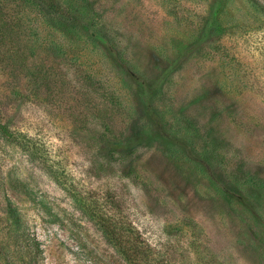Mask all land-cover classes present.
Wrapping results in <instances>:
<instances>
[{"label":"rangeland","instance_id":"rangeland-1","mask_svg":"<svg viewBox=\"0 0 264 264\" xmlns=\"http://www.w3.org/2000/svg\"><path fill=\"white\" fill-rule=\"evenodd\" d=\"M58 2L0 0V264H264V0Z\"/></svg>","mask_w":264,"mask_h":264},{"label":"trees","instance_id":"trees-1","mask_svg":"<svg viewBox=\"0 0 264 264\" xmlns=\"http://www.w3.org/2000/svg\"><path fill=\"white\" fill-rule=\"evenodd\" d=\"M28 1L37 5L40 11L45 12L47 14H51L53 16L60 14L62 16L64 15L63 8L61 4H59L58 0H28ZM248 1L255 3V0H248ZM0 135L4 137L6 141L22 145L21 142H18V139L15 138L14 134L9 130L8 125L5 122H3L1 118H0Z\"/></svg>","mask_w":264,"mask_h":264}]
</instances>
